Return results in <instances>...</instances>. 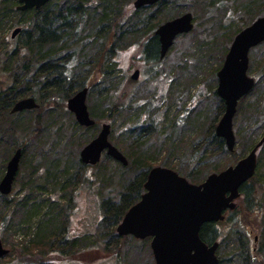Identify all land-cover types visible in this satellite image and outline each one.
<instances>
[{
  "label": "trees",
  "instance_id": "16d2710c",
  "mask_svg": "<svg viewBox=\"0 0 264 264\" xmlns=\"http://www.w3.org/2000/svg\"><path fill=\"white\" fill-rule=\"evenodd\" d=\"M131 1L51 0L39 9L17 11L15 2L0 0V26L15 18V23L20 29L14 39V46H11L12 41L9 38L6 41L3 40L4 43H2L4 51L0 58V72L3 76L6 75L13 85L7 87L6 91L0 92V171L6 165L4 156L7 155L6 159L10 158L17 149H20L21 156L17 176L21 175L20 166L23 165L24 156L33 149L32 157H26L30 164L29 178L36 176L41 169L44 172V180L40 188H36V191L33 192L35 195L33 198L23 196L14 201L11 194L0 195V225L4 224L0 228L9 229L5 226V223H9L6 222L9 217L15 220L21 217L22 221H31L32 217L36 220L39 217L37 219L39 221L35 223L37 233L33 236L32 242L36 243L37 247L41 245L44 248L42 255L46 256L50 253L46 257H37L38 260L31 259L29 262L27 255L32 251L19 252L13 260H9L5 264H134L130 259L131 256H137V252L140 254L143 249H148L149 239L139 242L130 236L119 237L115 228L128 209L139 201L144 192L143 184L150 169L149 165L161 155L162 148L168 150L166 160L169 164H164L167 166L166 168L175 171L179 176L196 185L203 182L208 174L223 170L225 166L228 167L236 163L241 157L235 148L233 152L229 153L223 139L215 135V125L218 117L223 114L224 103L214 90L212 96L216 100L215 106L212 107L207 103L200 108V105L193 101L191 109L188 110H191L190 115L186 112L182 117L169 120V126L164 128L169 130L168 134L165 133V130L157 128L159 122H163V116L153 109L156 106H152V104L154 105L152 100L139 99V103H142L141 107L137 106L138 102L135 104L131 101L136 83L130 81L125 85L121 79L117 82L113 81V77L120 70L117 61L118 52L133 43H137L140 48V57L145 65L150 69H156V64H160V44L154 35V30L161 23L180 16L190 7L204 5L205 8L208 7L212 10L223 7L228 13L222 21L226 26L229 22V14L234 13L235 10L241 9L242 12L251 14L260 12L258 17L263 16L264 10L258 11L264 7L260 4L262 0H248V3L243 5H239L236 0H204V2L199 0H160L151 7L132 9L127 17H122L123 9ZM234 17L232 15L231 19L233 20ZM160 18L162 19L160 20ZM194 22L196 24V18H194ZM195 24H193L192 31L196 27ZM249 24L241 26L224 41H221L220 37L223 30H217L218 35H215L214 42L206 43L204 39L203 45L199 46L198 56L202 57L204 64L218 60L217 68L212 71L214 81H217L215 75L222 65L233 37ZM211 34H213L212 31L209 35ZM14 74L15 76H13ZM258 75L264 77V74L258 73ZM156 80L158 81L159 78ZM166 83H170V79ZM258 83L259 81L256 80L255 88ZM22 86L23 89H20ZM84 88H87V97L91 100L88 110L90 117L95 122L92 127L79 126L75 120H72L70 114H67L71 117L70 124H63V120L54 121L53 118H50L51 114L50 117L47 115L46 120L39 118L41 112L44 111V106L51 102L55 110L57 107H61L65 112L63 107L65 101ZM262 96L263 99L253 103H245L248 97L243 98L237 104L239 105L238 110L236 108L237 112L247 115L248 130L252 131L255 126L260 129L259 132L262 131L261 137L264 135V92H259L257 95V97ZM27 97H32L35 100L38 109L10 114L12 106L18 100ZM51 108H47L46 112H52L54 109ZM96 109L100 112H96ZM213 112L214 114H211ZM206 114H210V116ZM26 115L33 117L30 120L24 119ZM100 115L104 117V120L117 117L124 125L122 129L127 144H123L119 148L116 145L114 147L122 152L127 161V165L123 166L124 169L130 167L132 171L123 172L126 184L123 191L118 193L115 199L111 198L100 203L102 216L96 225V230L89 234L72 237L67 234L68 205L59 206L61 199L55 198V196L57 194L67 195V202L73 204L70 183H75L73 180L76 177L85 178L81 172L85 166L81 165L77 153L96 136L94 132ZM49 120L51 121L49 122ZM133 120L136 124L129 125L128 121ZM51 122L56 126L55 133L53 130L46 131L48 127L52 126ZM252 135L259 136L257 133ZM252 135L249 134L244 139L236 137V143L239 142V145L241 143L240 147L245 152L247 149L250 151L257 142ZM51 139H54L53 141L59 147V150L54 148L56 157H51L47 151L40 148ZM36 149H39L38 153ZM72 149H76L75 153ZM259 150L257 155L263 151L259 156L256 170L258 164L259 166L264 165L262 162L264 160V143ZM229 155L230 162L228 158V162L223 168H214L204 175H201L202 172L197 170L198 168L203 170L208 166H221L220 164ZM174 157L182 159L185 163L183 164L185 171L171 168ZM58 169L65 175L61 176L63 178L61 183H54L60 175L57 173ZM127 173H131V175L127 176ZM254 176L240 188V197L245 202V211L256 212L255 214L263 212L262 216H257L262 219V217L264 218V198L262 197L264 196V181L260 182L255 189L252 184ZM88 181L90 183L92 179H88ZM46 187L51 191L45 197L50 198L35 199L40 194L47 192ZM51 194L55 196L51 198ZM261 198L262 202H260ZM13 201L15 205H10ZM15 214L20 216L16 217ZM231 214L235 215L236 211ZM216 224L210 223L202 226L199 236L204 243L212 244L215 240H221ZM250 229H253L251 225ZM255 230L257 235L261 231L262 234L264 233V219L258 223ZM225 233L226 237L228 232ZM229 235L233 236V234ZM239 241L241 246L238 259L240 257L241 261L237 264H253L254 259L248 257L247 254V251L251 253L247 233H244L243 238L237 237L236 242L239 243ZM32 245L34 244L32 243ZM240 250H246V254L243 252L244 256H241L243 253H240ZM254 252L253 254L259 261L257 264H264V244ZM87 254H92V256L87 258ZM234 255L235 253H232L231 256ZM9 257L8 253L0 260ZM100 257L99 262H94ZM228 262L235 264L230 257Z\"/></svg>",
  "mask_w": 264,
  "mask_h": 264
},
{
  "label": "rangeland",
  "instance_id": "374dc122",
  "mask_svg": "<svg viewBox=\"0 0 264 264\" xmlns=\"http://www.w3.org/2000/svg\"><path fill=\"white\" fill-rule=\"evenodd\" d=\"M133 1L134 0H132L130 4H128L127 7L123 9L122 17H127L130 14V12L133 9ZM199 1L204 2V0H199ZM236 1L239 5L248 3L247 2L248 0H236ZM260 4L261 6H264V0H262ZM262 10H264V7L260 8L258 11H262ZM183 13H190L192 15L193 24H195L194 18H196V24H195L196 27L194 28V31H191V33L185 36L183 35L179 36L174 40L172 46L169 48L165 57L162 60H160V64L159 65L156 64L157 66L156 69L154 70L150 69L149 66L145 65V63L142 61V58L140 57L141 55L140 48L138 47L137 43H133L129 45L127 48H123L118 52L117 61L120 70L119 73L114 74L113 77V81L117 82V80L121 79V82L127 85L131 81L130 76L132 72L135 69L140 70V76L139 79L135 82L136 84L134 86V92H133L134 94L132 96L131 101L135 104L136 102H138L137 106L141 107L142 103H139L138 101L139 99L143 98L144 100L145 98H148V100H152L154 103V105L152 104V106L154 107L156 106L153 109H156L155 111H158V113L161 116H163V122H159L160 124L157 125V128L161 130H165V133L168 134H169L168 132L169 130L164 128L169 126L168 125L169 120H172L175 117L176 118L182 117L186 112L188 115H190L191 110L190 111L188 110L191 109L193 101H196V104L200 105V108L207 105V103L212 107L215 106L216 104V100L214 96H212L213 95L212 92L213 90L215 91L216 89L217 81H214V77L212 78V71L215 68H217L218 60L217 61L214 60V62L212 63L210 61L207 62L208 64H204L202 57L198 56L197 51L199 50V46L200 45L202 46L203 41L205 40L206 43L214 42L216 40L215 35L217 34V30L224 31V32L222 31L220 34L221 41H224L225 39L233 35L236 30L241 28V26L251 23V20L257 18L260 12H256V13L254 12V14H251L249 12L244 13L241 11V9H239V11L235 10L234 13L229 14V22H227L226 26L225 24L222 23V21L224 17L227 16L228 13L225 12L223 7L212 10L211 8L208 7L205 8L204 5H200V7H193V8L190 7L188 10H185ZM232 15L235 16L233 20L231 19ZM161 19L162 18H160V20ZM18 27L19 26L17 25V23H15V18L9 21L8 23L0 26V58H2L4 51L2 49L3 47L2 43H4L3 40L6 41L7 38L10 39V34L12 30ZM211 31L213 34L209 35ZM14 39L13 40L10 39L12 41L11 46H14L15 43ZM248 59H249V63H248L247 75L251 78H254L255 81L256 80L259 81L256 87L257 89L254 86L251 92L246 97H244V98L248 97L245 103H253L255 101H260L261 99H263V96L257 97V95L259 94V92H264V77L258 75V73L264 74V42L250 50ZM13 76H15V74ZM156 78H159V80L157 81ZM169 79H170V83H166L167 80ZM10 85H13V82L7 79L6 75L3 76V74L0 72V92L6 91L7 87H9ZM20 89H23V86L20 87ZM257 91L258 93H255ZM131 101L129 99V102ZM90 104H91V100H89V98L86 97L87 108H89ZM49 107H52L51 109H54V105L52 102L44 106L43 108L44 111L41 112L39 118L46 120L47 115L50 117L51 114L50 118H53L54 121L60 122V120H63L64 121L63 124L65 123L70 124L71 117L67 115L70 114V112L67 111L66 109V101L63 106L65 112L62 110L61 107H57L56 110L54 109L52 112L47 113L46 111L49 109ZM238 107L239 105H237V110ZM96 112L99 113L100 111L96 109ZM211 114H214V112ZM70 115L72 116V120L74 121L73 115L72 114ZM206 115L210 116V114H206ZM221 115L218 117L217 119L218 121ZM235 115L236 116L233 117V121H232L235 138L240 137L241 139H244L249 134L252 135L257 133L259 136H254V135L252 136L256 138V141H258L262 136L261 133L262 131L259 132L260 129L256 128L255 126L253 127L252 131H249L247 115H244L241 112H237ZM32 117H33L32 115H26L24 119L30 120ZM98 117L99 119H97L98 120L97 128L94 132V135L98 133L100 129V125L102 123H108L111 128L109 134V142L112 145H116L117 148L121 147V145L123 144H127L122 129V126L124 125L121 124L119 118L116 117V118L104 120L103 119L104 117H102L101 115ZM50 121L51 120H49V122ZM128 124L129 125L132 124L133 126L136 124V122L135 120L128 121ZM53 126L54 125L52 124V126L50 128L48 127L46 131L50 132L53 130V132L55 133L56 126L54 127ZM53 140L54 139H51V141H48L47 143L45 142L40 148H42L43 151H47V153L51 157L54 156L56 157L55 149L57 148V150H59V147L57 144H55ZM240 145L239 142H237L235 145V149L237 150L238 155L241 156L240 157L241 159L244 156H246L249 151L247 149L245 152L243 149H241ZM39 149H36L37 153L39 152ZM32 150L33 149L29 150L27 152V155L24 156L25 160L23 161L22 167L20 166V169L22 170V174L17 176L13 184V192L11 196L14 199V201L19 200L20 197L23 196H27V197L30 196L31 198H33L35 196L33 192L36 191V188L37 189L40 188V185L44 180L43 178L44 172L42 169L36 176H32L29 178L30 164H28L29 160L26 157L27 156L29 158L32 157L31 155ZM80 150L81 148L78 151ZM72 151L75 153L76 149H72ZM259 151L260 150H258V152ZM262 151L257 155V163L259 161V156L262 153ZM160 154L161 155L157 157V159L155 158L153 163H150L149 168L167 167L165 165L169 164V162L166 160L168 150L162 148ZM77 155H78L77 158L79 159V153H77ZM6 157L7 155L4 156V160H6L7 162L9 158L6 159ZM228 158L230 162V155H229L227 158H225V160H223V163L220 164L221 166H208L207 168L204 167L203 170H199V168L197 170L202 172L201 175H204L206 172H209L214 168L215 169L223 168L228 162ZM262 162L264 163V160ZM183 164L185 163H183L180 157H174L171 168H174L178 171L181 170L185 171L183 169ZM234 164L230 166H233ZM81 165L84 167L83 164ZM4 171L5 168L0 171V178L2 177ZM126 171H132V168L129 167L127 169H124L123 166H120L118 163L116 164L114 161L104 157L103 155L100 162L95 167H91V168L84 167L81 169V172L85 177L84 179L82 176L76 177L73 180V182L75 183L72 182L70 183L71 185L70 189L72 191L71 194L73 195V204L67 202L68 200L67 195L62 196L61 194H59L61 196L60 197L58 194L56 196L54 194H51V198L55 196V198L59 197L61 199V203H59V206L64 207L68 205V215H69L68 216L69 221L67 223L68 236L71 235L72 237H75V236L85 235L94 232L96 230L95 229L96 225L100 221L102 216L100 203L102 201L111 198L115 199L117 194L123 191L124 187L126 186L123 177V172L126 173ZM60 172H61L60 170L57 171V173L60 175L57 179H55L54 183H61V179H63L61 178V176H64L65 173L64 172L60 173ZM126 175L130 176L131 173H127ZM254 178L255 179L252 182V184L256 189L257 185L260 182L264 181V165L261 164L259 166L258 164ZM88 179H92V182L89 183ZM46 190H47L46 193L40 194L35 199L50 198L45 196L49 194L51 190L50 188L47 187ZM262 197L264 198V196ZM262 200L263 199L261 198L260 202H262ZM14 201L10 205H15ZM234 203H236L235 209L232 212L227 211L226 213H224V220L219 222V224H216L217 232L221 236V240L214 241L218 243L217 249L215 251V255L217 256L219 261L218 264H229L228 262L229 257L232 260V262H235V264L241 261L240 257L238 259L241 243L240 241L239 243H237L236 238L237 237L243 238L244 233H247L248 238L250 240L249 249L251 250V253L250 251H247L248 257L250 256L251 259H254L253 264L255 263L257 264L259 262L258 258H256V256L253 253H255L254 251L256 249H260L262 244H264V233L262 234L261 231V233L257 235L255 229L258 226V223L262 222V220L264 219L263 217L262 219L261 217L257 218V216H262L263 212L262 213L258 212V214H255L256 212L251 213L245 211L244 208L245 202L242 201L240 198L239 200H236V202ZM43 209L45 210V208ZM37 211L41 212L42 210H37ZM234 211H236V214L232 215L231 213H233ZM15 216L19 217L20 215L15 214ZM37 219L35 220L32 217L31 221L30 220L22 221L21 217L17 220L9 217V219L6 221L9 223H5V226L8 227L9 229L3 230V228L2 229L0 228L1 229L0 238L3 247L9 250L10 257L0 260V264H5L8 263L9 260L10 261L13 260V258L19 252L26 253L27 251L30 250L33 252V253L31 252V254H29L30 252L28 253L27 261L31 259L38 260L37 257L44 256L42 255V249L44 248L41 247V245L37 247L36 243L32 242L33 236L37 233V228L35 224L36 221H39ZM244 225L246 226V229ZM250 225L253 227V229H250ZM2 226H4V224H2ZM2 226L0 225V227ZM226 231L228 232V235L225 237ZM229 234H233V236ZM137 241L142 242L141 240H137ZM32 243L34 245H32ZM36 247L37 249H34ZM147 247H149V240ZM241 252L245 253L246 250L244 251L240 250V253ZM232 253H235V255L231 256ZM244 253L241 256H244ZM49 254L50 253L46 254V256ZM136 255L137 256L133 255L130 258L132 259L134 264H154L150 247L146 250L143 249V251L140 252V254L137 252ZM90 256H92V254L86 255L87 258ZM100 259L101 257L94 260V262H99ZM49 260L52 261L53 259H49Z\"/></svg>",
  "mask_w": 264,
  "mask_h": 264
},
{
  "label": "water",
  "instance_id": "95a60500",
  "mask_svg": "<svg viewBox=\"0 0 264 264\" xmlns=\"http://www.w3.org/2000/svg\"><path fill=\"white\" fill-rule=\"evenodd\" d=\"M18 11L39 9L50 0H12ZM160 0H135L133 7L139 9L151 6ZM193 28L192 15L182 14L161 24L156 30L162 59L173 41L179 35L188 34ZM20 29L12 31L14 38ZM264 42V16L254 20L238 32L216 74V95L224 103V112L215 127V135L223 139L228 152L235 146L232 120L238 101L253 88L254 79L247 75L248 53ZM139 73L134 71L131 78L136 80ZM87 88L75 93L66 101V109L73 114L81 127H92L94 120L89 116L85 103ZM38 108L32 97L17 101L11 113ZM109 124H102L96 137L79 152L80 162L95 166L101 154L126 165L123 155L108 141ZM264 143V135L248 154L233 166L219 173L208 175L205 180L194 185L175 171L153 167L143 185L144 193L139 201L128 209L115 232L119 237L130 236L136 240L150 239L149 247L154 264H218L215 255L218 243L207 245L200 239L201 227L224 219L227 210L235 208L234 200L239 197L242 185L250 180L256 169V154ZM21 152L16 150L6 164L0 180V195L6 196L12 190ZM8 254L0 238V258Z\"/></svg>",
  "mask_w": 264,
  "mask_h": 264
},
{
  "label": "flooded vegetation",
  "instance_id": "af4514ba",
  "mask_svg": "<svg viewBox=\"0 0 264 264\" xmlns=\"http://www.w3.org/2000/svg\"><path fill=\"white\" fill-rule=\"evenodd\" d=\"M134 2V1H133ZM148 7H151V6H148ZM134 9V8H133ZM134 10H137V9H134ZM162 24V23H161ZM160 24V25H161ZM160 25H158L157 27H156V29L160 26ZM155 29V30H156ZM155 30H154V33H155ZM155 35V34H154ZM156 36V35H155ZM157 37V36H156ZM158 38V37H157ZM159 41V40H158ZM159 55H160V51H159ZM160 59V58H159ZM160 60H162V59H160ZM134 71H138V73H139V76H140V70H138V69H135ZM138 79H139V77H138ZM137 79V80H138ZM133 82H136V81H133ZM104 155V157H106V158H108V159H111L112 161H114L115 163H118V164H120V165H122L121 163H119V162H117V161H115V160H113L111 157H109V156H106V154L105 153H103L102 154V156ZM81 163V162H80ZM6 164H7V162H6ZM84 165V164H83ZM85 167H88V168H90V167H95V166H89V165H84ZM122 166H126V165H122ZM5 168H6V165H5ZM18 169H19V167H18ZM5 172V171H4ZM4 174V173H3ZM17 174H18V171H17ZM16 174V175H17ZM3 176V175H2ZM2 178V177H1ZM1 178H0V180H1ZM240 199H242L241 197H240ZM239 200V199H238ZM243 201V200H242ZM236 202V201H235ZM236 204V203H235Z\"/></svg>",
  "mask_w": 264,
  "mask_h": 264
}]
</instances>
